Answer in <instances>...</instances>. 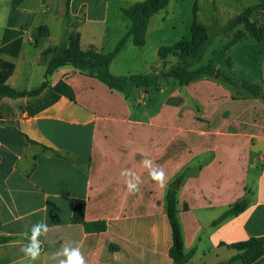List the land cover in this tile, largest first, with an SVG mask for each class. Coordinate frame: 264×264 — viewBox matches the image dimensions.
I'll list each match as a JSON object with an SVG mask.
<instances>
[{
    "label": "crops",
    "instance_id": "0c3cea01",
    "mask_svg": "<svg viewBox=\"0 0 264 264\" xmlns=\"http://www.w3.org/2000/svg\"><path fill=\"white\" fill-rule=\"evenodd\" d=\"M90 1L71 0L69 19H80L82 50L105 53L95 41L98 30L107 36L110 28L106 19L88 17ZM65 16V0H0V72L11 71L5 85L21 91L44 82L54 49L67 40ZM85 37L90 42L83 49ZM60 80L75 100L49 89L0 99V235L13 238L0 245V264H58L63 257L55 254L64 246L78 247L86 264H173L166 194L177 177L184 251H195L188 264H243L231 261L237 253L231 245L264 237V122L225 118L215 128L167 126L156 119L170 101L180 108L183 99L180 91L167 93L166 81L152 100L142 99L151 87H140L133 102L136 87L126 96L71 65L53 72L49 87ZM207 99L221 103L217 96ZM241 124L253 128L231 131ZM145 159L163 169L162 183L151 179ZM124 169L139 178V191H127ZM241 199L243 212L213 224ZM77 201L85 203L84 221L105 222V230L87 231L73 221ZM40 221L49 227L39 237L40 256L30 262L21 252L24 233ZM253 264H264V253Z\"/></svg>",
    "mask_w": 264,
    "mask_h": 264
},
{
    "label": "rangeland",
    "instance_id": "374dc122",
    "mask_svg": "<svg viewBox=\"0 0 264 264\" xmlns=\"http://www.w3.org/2000/svg\"><path fill=\"white\" fill-rule=\"evenodd\" d=\"M104 1L105 4L100 6L102 0H91L88 7V17L90 19H106L107 26L110 28L109 35L105 36L102 31L98 30L99 37L95 41L98 46L106 50V53L113 50L115 44L127 31L129 21L124 17L122 9L130 8L135 2H133L134 0ZM260 1L169 0V4L150 19L145 45L136 47L129 39L123 50L113 61L111 72L114 75L124 77L133 74L160 75L163 69L180 64L179 58L172 54H169L164 61L160 60L158 57L159 49L161 47H170L182 39L187 42L192 41L191 26L194 22H199L206 26L208 33L213 37L212 44L205 52L199 65L211 63L219 72L227 73L237 80L261 82L264 89V64L260 66L264 52L259 42L245 36L240 40L242 43H237L231 50L229 48L226 49L225 47L228 43L244 35L243 26H239L229 34L216 36L219 29L223 28L230 19ZM79 20L70 19L69 22L73 26L71 28L65 22L67 40L72 32L77 36L79 35L77 31ZM251 21L264 29V12L262 10L255 11L251 16ZM77 39L72 40L74 45H72L71 49H76ZM88 42L90 40L85 37L82 41L83 49L86 48ZM228 51L234 63L232 68L234 70H231V72L228 70V64L230 63ZM150 68L151 72L149 73ZM86 74L95 77L87 72ZM164 81H166L165 88L167 93L169 92L172 95L174 92L180 91L183 100L180 108H173L172 101H170L171 103L163 109L165 116L160 115L156 119L157 123H164L167 126L180 124L183 129H189L194 127H220L227 122L225 118H235V120L239 119L251 124L264 122V97H252L214 77L203 76L198 79L199 84L193 85L191 83L187 85L180 84L173 79L160 78L157 85L151 86L150 90H148V97L144 94L142 99L152 100L151 94H154L155 90H160L158 83ZM207 82H209V85ZM226 89H229V91L227 92ZM132 90L133 87L129 88L124 94L130 96ZM140 90V88H134V93L131 97L132 101L139 98ZM194 94L198 97V100L194 99ZM209 95L219 97L218 102L221 103L218 105L217 100L215 102L208 100L207 97ZM160 97V95L156 96V98ZM142 99L139 103L144 102ZM205 112L208 113L207 116L206 114L203 116ZM218 113H222V117H217V119L213 120L212 116H208L209 114L218 115ZM197 114L198 117H196ZM251 127L253 128L252 125L248 126V124H241L240 127L236 125L230 126L232 132L239 130L250 131ZM185 136L187 135H183V137ZM183 156H185L183 158H186L187 154L183 152ZM178 181L177 177L171 183V186L176 187L179 184Z\"/></svg>",
    "mask_w": 264,
    "mask_h": 264
},
{
    "label": "trees",
    "instance_id": "16d2710c",
    "mask_svg": "<svg viewBox=\"0 0 264 264\" xmlns=\"http://www.w3.org/2000/svg\"><path fill=\"white\" fill-rule=\"evenodd\" d=\"M71 0H65L66 16L65 21L68 26L73 27L69 22V6ZM169 4V0H142L135 2L130 8L122 9L124 17L129 21L126 33L118 41L112 51L103 53L90 47L82 50L79 45V35L73 32L69 35L68 40L62 41L53 51V56L48 64L45 73L44 82L36 89L18 91L4 84L6 76L11 72H0V99L4 97H37L45 90H50L55 97L65 95L75 100V94L71 86L60 80L54 87H49L48 77L58 68L71 65L82 72H87L95 76L100 82L108 88L120 92H127L131 87L148 88L156 86L160 78L173 79L180 84H190L203 76L219 78L222 82L238 88L245 94L255 98H263V87L260 83L250 80H237L231 75L219 72L211 63L207 65H199L205 52L212 44L213 37L208 33L205 25L194 22L191 26L192 41L187 42L185 39L177 41L170 47H161L158 52L160 60L164 61L169 54L179 58L180 64L163 69L160 75L151 74H133L127 77L114 75L110 66L117 55L125 47L129 39L137 47H142L146 43V32L150 19L159 13ZM262 10L264 12V0L259 3L247 7L240 14L230 19L227 24L219 29L216 36L226 35L237 29L239 26L244 27V35L238 37L235 41L226 45V49H231L240 42L245 36L262 42L264 47V29L258 27L251 21L252 14ZM77 39L76 49H71L72 40ZM20 49V42H17L16 56ZM231 68V62L228 64ZM219 72V76L217 73ZM179 177L178 179H180ZM247 207L245 199H241L231 205L223 214L213 222L217 224L222 220L235 216L243 212ZM85 203L77 201L74 209L73 221L80 222L85 225L87 231H103L106 228L105 222L87 223L84 221ZM166 212L172 228V245L169 255L173 260V264H188L194 254V250L190 253L184 251V239L181 223L179 220L178 200L176 187L171 186L166 194ZM12 237L0 235V245L11 241ZM237 253L231 258L232 262L241 261L243 264H253L264 253V237L251 238L247 241L235 243L231 245Z\"/></svg>",
    "mask_w": 264,
    "mask_h": 264
},
{
    "label": "clouds",
    "instance_id": "9594fccd",
    "mask_svg": "<svg viewBox=\"0 0 264 264\" xmlns=\"http://www.w3.org/2000/svg\"><path fill=\"white\" fill-rule=\"evenodd\" d=\"M143 164L149 169V175L152 180L162 183L164 179V171L162 168H156L152 166L150 160L145 159ZM121 175L126 178L127 191L129 193H134L139 191V178L136 177L130 170L124 169L121 171ZM134 177V178H133ZM48 225L43 221L37 222L32 225L30 233H24L26 237V243L21 247V252L23 257L28 259L30 262H34L41 254L40 244L41 241L39 237L48 231ZM55 255H60L63 258L58 261V264H86L85 258L82 255L78 247H68L64 246L60 253Z\"/></svg>",
    "mask_w": 264,
    "mask_h": 264
},
{
    "label": "water",
    "instance_id": "95a60500",
    "mask_svg": "<svg viewBox=\"0 0 264 264\" xmlns=\"http://www.w3.org/2000/svg\"><path fill=\"white\" fill-rule=\"evenodd\" d=\"M217 76H219V72L217 73Z\"/></svg>",
    "mask_w": 264,
    "mask_h": 264
}]
</instances>
